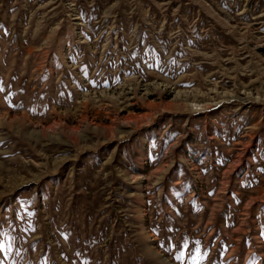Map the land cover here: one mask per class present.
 <instances>
[{
	"label": "rangeland",
	"instance_id": "rangeland-1",
	"mask_svg": "<svg viewBox=\"0 0 264 264\" xmlns=\"http://www.w3.org/2000/svg\"><path fill=\"white\" fill-rule=\"evenodd\" d=\"M0 264H264V0H0Z\"/></svg>",
	"mask_w": 264,
	"mask_h": 264
},
{
	"label": "snow or ice",
	"instance_id": "snow-or-ice-1",
	"mask_svg": "<svg viewBox=\"0 0 264 264\" xmlns=\"http://www.w3.org/2000/svg\"><path fill=\"white\" fill-rule=\"evenodd\" d=\"M180 258H181V257H179V256L177 257V259H180Z\"/></svg>",
	"mask_w": 264,
	"mask_h": 264
}]
</instances>
